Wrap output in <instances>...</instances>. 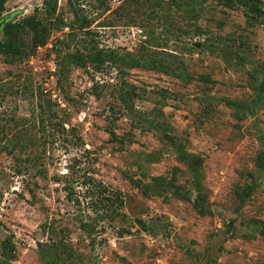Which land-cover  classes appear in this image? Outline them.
<instances>
[{
    "label": "rangeland",
    "instance_id": "obj_1",
    "mask_svg": "<svg viewBox=\"0 0 264 264\" xmlns=\"http://www.w3.org/2000/svg\"><path fill=\"white\" fill-rule=\"evenodd\" d=\"M224 2L5 4L9 23L47 29L0 55L8 264H264V24ZM71 168L123 200L91 238L79 226L93 213L63 189Z\"/></svg>",
    "mask_w": 264,
    "mask_h": 264
},
{
    "label": "trees",
    "instance_id": "obj_2",
    "mask_svg": "<svg viewBox=\"0 0 264 264\" xmlns=\"http://www.w3.org/2000/svg\"><path fill=\"white\" fill-rule=\"evenodd\" d=\"M9 0H0V17L5 12V4ZM224 4L228 7H232L237 4L246 10L247 15H251V19L255 22L264 24V12L260 7L259 0H224ZM261 19V20H260ZM34 33V46L42 45L45 42V38H38V33H43L44 37H47V29L41 27L38 21L32 18H26L20 22L8 23L3 28V37L0 40V55L10 56V57H20L24 50V39L25 36ZM105 57L104 61L114 62L116 58L113 55L106 54L103 50H98L95 52V58ZM161 64V62H157ZM132 67H138L139 63L137 61H130ZM264 93V80L262 81L259 94ZM263 148L260 152L257 164L258 167L264 169V140ZM178 152L182 153L181 149L178 148ZM184 157L187 158L185 154ZM64 192L66 193V199L68 202L74 203L80 207L82 201L79 200L80 197L85 200L86 209H89L94 216H88L90 222H84L81 220L79 229L85 233L88 237H92L95 232L96 225L100 221H117L121 219L124 214L120 212L123 206V200L118 192H113L109 190L104 184L90 174L85 172L81 173L79 170L71 168L69 173L64 177ZM81 181L83 187L82 195H77L75 192L74 184ZM250 190V189H249ZM246 191L242 194L237 211L240 210L241 206L244 204L245 200L249 197L250 192ZM200 195V192H198ZM199 197V196H198ZM197 197V198H198ZM196 198V199H197ZM199 200V198H198ZM196 200V202L198 201ZM199 202V201H198ZM197 202V203H198ZM16 255V250L13 241L10 238H6L1 243L0 250V264H8L11 262Z\"/></svg>",
    "mask_w": 264,
    "mask_h": 264
},
{
    "label": "water",
    "instance_id": "obj_3",
    "mask_svg": "<svg viewBox=\"0 0 264 264\" xmlns=\"http://www.w3.org/2000/svg\"><path fill=\"white\" fill-rule=\"evenodd\" d=\"M9 23V21L7 20V16H1L0 17V32H2L3 31V28H4V26L6 25V24H8Z\"/></svg>",
    "mask_w": 264,
    "mask_h": 264
}]
</instances>
